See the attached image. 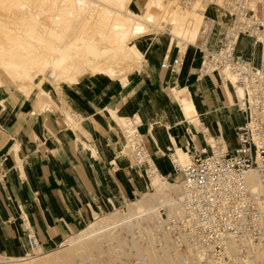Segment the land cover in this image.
Segmentation results:
<instances>
[{"label":"crops","instance_id":"crops-1","mask_svg":"<svg viewBox=\"0 0 264 264\" xmlns=\"http://www.w3.org/2000/svg\"><path fill=\"white\" fill-rule=\"evenodd\" d=\"M208 9L215 20L209 42L215 44L229 19H220L212 6ZM176 38L179 43L163 36L151 39L155 40L151 63L142 62L145 76L136 82L122 84L112 77L92 75L68 89L55 85L66 98L67 118L62 112L46 110L50 106L46 98L55 97L54 90L35 92L45 99L30 94L0 99V255L27 252L31 234L43 247L52 248L98 214L146 192L147 181L132 157L122 151L127 116L137 114L157 174L172 175L176 182L180 172L175 173L170 151L182 154L193 145H206L205 131L221 136L228 149L236 146L235 127L245 119L233 107L236 91L216 74L198 77V50ZM181 42L182 67L162 68L161 60L181 54ZM262 44L260 51L257 40L242 37L237 53L259 65L263 39ZM184 96L187 107L181 102Z\"/></svg>","mask_w":264,"mask_h":264},{"label":"rangeland","instance_id":"rangeland-1","mask_svg":"<svg viewBox=\"0 0 264 264\" xmlns=\"http://www.w3.org/2000/svg\"><path fill=\"white\" fill-rule=\"evenodd\" d=\"M209 7L203 0L191 5L182 0H0V99L10 94L45 99L35 92L54 90L55 97L46 98L50 104L46 110L62 112L67 118L63 109L66 98L55 85L68 89L92 75L112 77L122 84L136 82L145 76L142 62L151 63L150 49L155 44L151 39L163 36L172 43L180 41L176 35L187 12L194 17V27L185 43L195 42ZM213 8L220 19H229L224 8ZM166 26L171 27V34L164 32ZM257 41L261 51L262 39ZM183 42L178 45L181 54ZM4 61L7 69L1 66ZM101 65H117V74L103 72ZM15 68L20 69L18 74ZM233 107L239 109L237 103ZM125 118L139 120L137 114ZM120 121L123 128L124 120ZM123 139L122 151L130 155L128 140ZM170 152L181 158L178 151ZM138 172L148 184L144 194L98 214L81 231L52 248L37 240L40 248L34 252L29 248L21 255H0L1 264H216L192 249L177 246L166 225L179 214L168 216L173 199L181 194V172L177 182L172 175L158 178Z\"/></svg>","mask_w":264,"mask_h":264},{"label":"built area","instance_id":"built-area-1","mask_svg":"<svg viewBox=\"0 0 264 264\" xmlns=\"http://www.w3.org/2000/svg\"><path fill=\"white\" fill-rule=\"evenodd\" d=\"M194 0H182L191 4ZM206 6L224 8L229 22L215 44L209 42L213 20L205 13L203 26L193 46L200 54L198 77L216 74L221 81L234 80L243 90L237 105L245 119L235 127L237 144L228 149L221 136L206 145H193L188 161L176 152L169 157L175 172H181L178 216L167 220L177 246L192 249L216 264H264V194L253 191L245 176L254 171L264 184V50L261 63L254 65L237 53L242 37L264 36V0H203ZM184 54L164 59L162 68L180 69ZM130 156L138 171L148 177L158 172L135 119H128ZM34 252L37 237L29 236Z\"/></svg>","mask_w":264,"mask_h":264},{"label":"bare ground","instance_id":"bare-ground-1","mask_svg":"<svg viewBox=\"0 0 264 264\" xmlns=\"http://www.w3.org/2000/svg\"><path fill=\"white\" fill-rule=\"evenodd\" d=\"M192 4V3H191ZM190 4V5H191ZM16 10V9H15ZM193 27H194V17H193V15H192V13H187L186 12V14H185V23H184V25H183V28L181 29V32H179L180 34L179 35H176V37H178V38H180L182 41H188L189 40V38H190V35H192V30H193ZM170 26H166L165 27V30H164V32L165 33H169L170 32ZM198 34H199V31H198ZM198 34H197V36H196V40H195V42H193V44L194 43H196V41H197V38H198ZM261 39H264V36H262L261 37ZM9 48V47H8ZM50 57V56H49ZM22 59V58H21ZM36 62V61H35ZM32 63H33V60H32ZM2 65L1 66H3L4 68H6L7 69V66H9L5 61L4 62H2L1 63ZM115 66H117V65H115ZM115 66L114 65H112V66H109V65H107V66H103L102 67V65H101V67L99 66V69L100 70H104L103 72H107V73H110V74H113V73H116V72H114L115 70L114 69H116V71L118 70V67H116L115 68ZM10 68H11V66H10ZM9 70V69H8ZM19 70L20 69H18V68H15V71L17 72V74L19 73ZM179 69H177L176 71H178ZM119 73V72H118ZM21 74V73H20ZM117 74V73H116ZM115 74V75H116ZM114 75V74H113ZM22 76V75H21ZM24 78V77H23ZM18 79V78H17ZM20 80H23L22 78H20ZM19 80V81H20ZM2 81H1V78H0V83H1ZM19 83V82H18ZM18 83H16V84H18ZM225 83H227V84H230L231 86H232V88L236 91V97H237V95H242V93H243V90L240 88V87H238V86H236L235 84H234V80L233 79H229L228 81H226ZM21 84V83H20ZM19 85V84H18ZM22 86V85H21ZM175 90V92L177 93V94H179V90H177L176 88L174 89ZM176 94V95H177ZM178 96V95H177ZM180 96V95H179ZM177 98V97H176ZM181 102L187 107L188 106V99L187 98H185V97H182V100H181ZM236 103H237V100H236ZM190 110V109H189ZM189 116H191L190 115V113H189ZM115 119V118H114ZM135 122L137 123V124H140V122L139 121H137V120H135ZM125 124V126H124V129H125V138H127V136H128V133H127V131H128V129L130 128V124H132L131 122H129V120H127L126 119V123H124ZM203 131H205V130H203ZM205 133H207V138H208V140L209 141H211V142H213L214 140H215V137H214V135H210L207 131H205ZM181 154V153H180ZM181 158H182V160H181V158H180V161L181 162H186V161H188V159H189V157H188V155H187V153H185V152H183L181 155ZM188 157V158H187ZM157 169V168H156ZM158 170V169H157ZM157 173H159V172H156V171H154L153 173H151L150 174V177H151V175H153L154 177H156V176H158V178H159V175L157 174ZM245 179H246V182H247V184L249 185V187L253 190V191H263L264 192V184L262 183V182H260L259 181V179H258V177H257V175H256V173L254 172V171H249L247 174H246V176H245ZM180 196V195H179ZM179 196L176 198V199H173V203H172V206H170L169 207V213H168V216L169 217H171V215H175V214H177V213H180V211H181V207H180V205H179V203H178V198H179ZM36 249H38V243H37V246L35 247V250ZM200 256H202V255H200ZM206 257V256H205ZM49 258V257H48ZM54 260V259H53ZM18 261V260H17ZM205 261H206V259H205ZM204 261V262H205ZM207 262H209V261H207ZM40 263V262H39ZM206 263V262H205ZM0 264H1V262H0Z\"/></svg>","mask_w":264,"mask_h":264}]
</instances>
